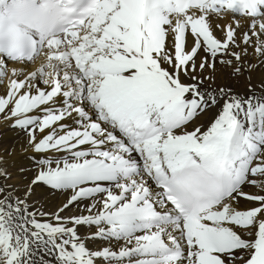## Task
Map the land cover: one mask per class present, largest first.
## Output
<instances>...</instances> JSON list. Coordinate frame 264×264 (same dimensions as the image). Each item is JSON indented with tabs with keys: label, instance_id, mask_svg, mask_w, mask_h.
I'll return each instance as SVG.
<instances>
[{
	"label": "snow or ice",
	"instance_id": "1",
	"mask_svg": "<svg viewBox=\"0 0 264 264\" xmlns=\"http://www.w3.org/2000/svg\"><path fill=\"white\" fill-rule=\"evenodd\" d=\"M0 264H264V0H11Z\"/></svg>",
	"mask_w": 264,
	"mask_h": 264
},
{
	"label": "bare ground",
	"instance_id": "2",
	"mask_svg": "<svg viewBox=\"0 0 264 264\" xmlns=\"http://www.w3.org/2000/svg\"><path fill=\"white\" fill-rule=\"evenodd\" d=\"M79 45V41L76 40L75 35L71 39H65L58 35H50L41 41V48L35 51L32 55V60L35 66L40 64L54 63L52 57H58L64 52L71 53Z\"/></svg>",
	"mask_w": 264,
	"mask_h": 264
}]
</instances>
